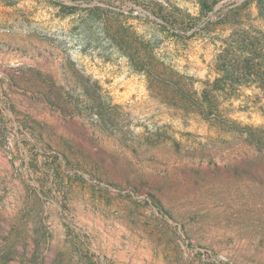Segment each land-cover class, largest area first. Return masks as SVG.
<instances>
[{
    "label": "rangeland",
    "instance_id": "1",
    "mask_svg": "<svg viewBox=\"0 0 264 264\" xmlns=\"http://www.w3.org/2000/svg\"><path fill=\"white\" fill-rule=\"evenodd\" d=\"M129 44L264 129V0H0V264H264V157Z\"/></svg>",
    "mask_w": 264,
    "mask_h": 264
},
{
    "label": "trees",
    "instance_id": "2",
    "mask_svg": "<svg viewBox=\"0 0 264 264\" xmlns=\"http://www.w3.org/2000/svg\"><path fill=\"white\" fill-rule=\"evenodd\" d=\"M127 47L129 51H132L130 54H128L132 65L136 69L146 72L148 76H156L158 81L157 84L162 83L165 85V88L163 89L167 90V95H169L167 96V99H169L168 103L171 104L172 102V105L174 104L173 106H178L176 103L177 101L186 102V105L184 104L185 106H182L179 109H182L186 112L192 111L198 114L202 117V119L211 122L212 125L218 127L223 132L230 134L232 138L236 139L237 142H240L241 147L246 149L247 152L253 151L255 154H259L260 156L264 157V129L248 126L243 127L236 120L228 118L226 116L228 115L226 109H221L220 104L217 103V98L219 96L216 93L218 90H220L219 88H217L215 85L207 83L206 87L208 90L206 89V91L203 92V95L198 97L196 92H192V84L186 83L185 81H178V83H176V87L172 86L173 94L169 93V90L167 89L168 85L164 83L165 80L161 78L162 75L165 76L167 73L160 72V68L153 65L152 55L149 54L148 59H146L147 62H145L144 66L137 67L138 61L145 60L140 58L141 55L139 50L135 49L133 52L131 44H129ZM228 65L229 67H233V63L229 62ZM157 84L152 83L151 85L152 87H157ZM247 163L255 166H264V161L261 160H259L257 163L254 161H248ZM154 199L162 206L161 202L157 200L156 196H154Z\"/></svg>",
    "mask_w": 264,
    "mask_h": 264
}]
</instances>
